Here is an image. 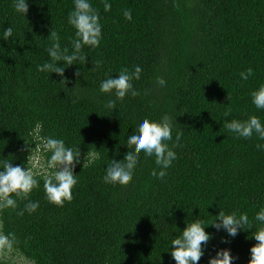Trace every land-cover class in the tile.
Wrapping results in <instances>:
<instances>
[{
	"label": "trees",
	"instance_id": "trees-1",
	"mask_svg": "<svg viewBox=\"0 0 264 264\" xmlns=\"http://www.w3.org/2000/svg\"><path fill=\"white\" fill-rule=\"evenodd\" d=\"M108 2L105 11L104 0H91L100 16V45L85 46L86 59L76 64L58 62L66 67L61 80L37 66L52 62L51 32L72 52L73 0H28L26 16L15 12L14 0H0V36L13 29L8 40L0 38V163L32 168L39 180L27 199L12 194L16 208L0 209V235L12 234L14 241L11 250H1L0 264H175L170 243L188 222L211 223L220 211L254 221L264 208V150L257 148L264 141L238 138L225 127L251 115L264 123V110L251 96L264 83V0ZM137 65L141 78L132 83L139 94L105 109L115 97L99 92L101 81ZM249 67L253 74L242 80ZM165 114L174 123L167 143L177 153L167 175L153 177L155 157L141 152L127 184L105 183L111 159L132 150L125 144L137 121ZM47 137L81 151L73 199L63 206L50 203L44 191L51 174V153L42 145ZM97 155L83 167L85 156L86 163ZM29 201L39 202L35 212L25 210ZM256 228L233 238L206 226L212 239L199 264L223 248L234 264H247ZM8 252L21 261L12 262Z\"/></svg>",
	"mask_w": 264,
	"mask_h": 264
},
{
	"label": "clouds",
	"instance_id": "clouds-1",
	"mask_svg": "<svg viewBox=\"0 0 264 264\" xmlns=\"http://www.w3.org/2000/svg\"><path fill=\"white\" fill-rule=\"evenodd\" d=\"M74 8L68 15V23L75 29L76 39L71 41L72 52L67 48H61L59 38L55 32H51L53 43L47 52L52 62L38 65L41 72L58 74L63 80L65 68L58 62L63 61L67 67L76 64V61H83L86 58L81 54L85 46L96 48L100 45L102 38V26L98 11L92 6L91 0H73ZM15 12L26 16L29 10L28 0H14ZM112 5L108 0H104V10L109 11ZM123 15L126 20H132L130 10H124ZM13 36V29L8 27L3 30L4 40ZM142 68L137 65L134 71L122 70L118 75H107L99 86L102 94L114 95L115 99H109L103 107L107 110H114L117 100L122 101L127 95H138L134 88L133 80L141 78ZM253 74V69L249 67L240 73L242 80H247ZM157 85L164 87L166 81L163 77H157ZM252 103L257 109L264 110V83L251 93ZM39 127V126H37ZM173 118L167 114L159 120L150 117H141L136 124V128L127 136L126 146L132 150H127L122 159H111L105 169L103 180L105 183L125 185L132 178L136 165L139 162V154L143 152L145 157H155V164L158 167L153 169L151 175L158 179H163L167 175V170L173 166L177 159V153L167 142L173 140ZM230 133L236 134L238 138L250 139L254 135L259 140L264 141V123L256 115H251L247 120L233 119L225 124ZM176 142L180 140L177 132ZM43 150L51 153L47 159V169L51 174L45 175L44 191L47 200L55 205L63 206L65 201L71 202L73 199V188L78 183L75 168L81 163V151L78 147L66 146L63 139L47 137L42 140ZM259 150H264V144H257ZM99 156H86L83 167L91 166ZM39 187V180L34 171L29 167L15 165L5 160L0 163V209L16 208V197L27 199L33 189ZM39 207V202L29 201L25 205V210L29 213L35 212ZM23 215V211L20 212ZM257 225L256 231L252 234L256 243L250 248V259L247 264H264V208L256 212L254 221L249 219L246 213L233 211L226 213L220 211L215 220L206 223L204 220L195 219L187 223L182 232L171 240V257L175 264H199L202 256L205 255V248L212 239V234L205 230L206 226H213L217 231L223 230L228 237H236L240 231L252 229L253 224ZM12 234L0 235V248L11 250L13 247ZM227 243V239L224 240ZM169 249V248H168ZM235 257L228 248L217 249L215 256L210 257L208 264H234Z\"/></svg>",
	"mask_w": 264,
	"mask_h": 264
},
{
	"label": "rangeland",
	"instance_id": "rangeland-1",
	"mask_svg": "<svg viewBox=\"0 0 264 264\" xmlns=\"http://www.w3.org/2000/svg\"><path fill=\"white\" fill-rule=\"evenodd\" d=\"M1 250H2V248L0 249V256L2 255V251H1ZM6 257H7V258H11V253L8 252V253L6 254ZM11 261H12V262H19V261H21V260H20V258H18V257H12V258H11Z\"/></svg>",
	"mask_w": 264,
	"mask_h": 264
}]
</instances>
